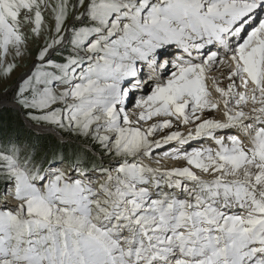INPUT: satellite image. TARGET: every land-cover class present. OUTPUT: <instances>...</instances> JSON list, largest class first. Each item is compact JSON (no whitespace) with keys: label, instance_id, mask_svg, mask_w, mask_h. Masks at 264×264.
<instances>
[{"label":"snow or ice","instance_id":"obj_1","mask_svg":"<svg viewBox=\"0 0 264 264\" xmlns=\"http://www.w3.org/2000/svg\"><path fill=\"white\" fill-rule=\"evenodd\" d=\"M0 264H264V0H0Z\"/></svg>","mask_w":264,"mask_h":264}]
</instances>
